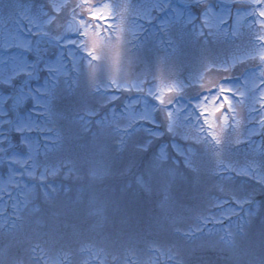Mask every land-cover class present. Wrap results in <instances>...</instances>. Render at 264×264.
Masks as SVG:
<instances>
[{"label":"snow or ice","instance_id":"1","mask_svg":"<svg viewBox=\"0 0 264 264\" xmlns=\"http://www.w3.org/2000/svg\"><path fill=\"white\" fill-rule=\"evenodd\" d=\"M85 7L88 16L112 27L90 31L91 23L76 12ZM232 7L209 0H193L184 6H175L171 0L144 4L115 0L102 5L52 0L50 6L0 0V87L4 89L0 94V165L6 169L0 197L6 196L12 209L0 207V264H97L98 260L100 264H264V201L256 200V188L264 192V170L256 171L254 163L240 168L227 158L233 144L229 115L238 123V106L255 95L247 87V78L243 87L222 78L218 102L210 109L201 106L204 113L223 109L222 114L203 115L201 122V114L193 109L190 116L195 121L191 122L174 116V101L165 103L162 94L180 91L184 81H172L159 89L161 94L150 85L148 94L161 102L150 105L143 81L130 83L113 75L110 82L101 84L96 72L105 63L119 71L129 33L145 32L130 17L159 21L160 43L168 48L203 41L197 63L207 72L214 64L212 41L237 40L242 35V11L251 15L258 9L259 23L264 25V6L236 7L235 17ZM193 9L198 10L195 15ZM65 16L67 29L78 33L72 43L87 53L81 57L89 65L83 83L71 76L63 50H57L61 43H68L63 32L54 35L46 27ZM225 19L234 21L230 32L223 30ZM257 40L264 41V31L258 38L249 36L247 54L259 56L260 66L253 71L260 73L264 89V44ZM69 55L75 61L71 49ZM157 62L162 69L168 68L169 53L158 55ZM218 66L226 72L230 67L224 61ZM113 86L136 88L141 93L137 102L145 101L143 110L109 112L102 107H111L108 97L112 94L101 95L100 88ZM260 96L264 111V90ZM156 110L167 111L164 121L154 119ZM165 136L183 137L210 150L216 160L214 170L229 174L214 185L228 199H203L205 179L195 145H176L184 157L178 165L163 146L157 147ZM238 171L257 185L238 187L225 182ZM57 176L64 178L60 184L50 179ZM193 201L198 203L193 205ZM219 204L226 207L218 208L219 215L211 219L235 217V222L229 219L223 231H205L210 219L204 214L205 205ZM156 232L166 243L146 239ZM142 243L153 252L147 260L139 255ZM80 255L87 260L77 259ZM128 256L136 257L135 261Z\"/></svg>","mask_w":264,"mask_h":264},{"label":"rangeland","instance_id":"2","mask_svg":"<svg viewBox=\"0 0 264 264\" xmlns=\"http://www.w3.org/2000/svg\"><path fill=\"white\" fill-rule=\"evenodd\" d=\"M192 3L193 0H171L178 3ZM231 0H225L229 2ZM255 1L259 0H237L233 5L231 14L233 17L236 15V7L241 9H249ZM264 1V0H263ZM29 3L44 4L50 6L52 0H27ZM56 3L62 4L64 0H55ZM69 3H85L88 5H102L106 2H115V0H68ZM135 4H144L148 0H131ZM217 6L220 4H226L221 0H209ZM255 2V3H254ZM228 4V3H227ZM176 6V5H175ZM264 6V3L261 5ZM89 8L85 7L83 9L77 8L76 12L78 16H83L86 21L91 23L90 31L96 30L98 27L101 29H107L112 27L110 23H105L104 20H100L95 16H88L87 13ZM197 9H193V14L195 15ZM235 11V12H234ZM258 11V10H257ZM246 13H241V23L239 25L241 36L237 40H228L217 42L212 41L210 47L212 50L214 64L208 68L207 72H204L203 69H199L197 63L198 53L200 52L201 47H204L203 41L197 43L195 40H190L184 44L182 48L172 49L168 48L165 45L160 43L161 33L157 31L161 27L159 21H140L139 18L130 17L131 20L136 23L142 24L145 28V32L135 30L134 32L129 33V43L126 46V54L123 60V64L120 67L119 71L112 68L109 64L105 63L103 67L97 68V76L101 84L110 82L111 77L116 75V77L121 81H143L142 87L144 89V95L147 102L152 104H160L161 102L156 100L154 96L148 94V87L151 85L153 91L157 94H161L159 89L166 88L172 83V81L179 79L184 81V87L180 91L173 90L163 91L165 97V103L169 99L174 102L171 104V109L174 116H178L181 121L189 119L191 122L195 121V116H190V113L193 109L197 113L201 114V122L203 120V115H216L220 116L223 112V109H218L216 113H204L203 108H211L214 104L218 102L216 98V92L219 91V82L222 78L231 79L233 82L240 85L238 78L242 75H247L248 69H253L254 66L259 65V56H251L247 54V49L250 47L248 44V38L250 35H254L258 38L260 31H264V25L259 23V19L253 21H244V15ZM258 14V13H257ZM57 15H61L57 13ZM251 17V15L249 16ZM253 18V17H251ZM259 18V17H258ZM109 19V17H106ZM67 20L65 16L62 21L53 22L46 27L50 28L53 34H60L63 32L65 39L68 43H61L58 46L57 50L62 49L63 55L66 59L67 69L70 71V74L74 78H79L81 83L84 82L86 75L89 71V65L87 60L82 59V56H87V53H83L80 49L79 44H73L72 41L76 39L78 33L72 32L70 29H67ZM77 23L79 21L77 20ZM257 23V26L253 25ZM132 27V25H130ZM234 27V21L229 22L227 19L224 21L225 32H230ZM259 30V31H258ZM215 31V29H213ZM145 33H148L146 36ZM101 34H104L101 32ZM135 35L139 39H132V36ZM166 41V37H165ZM258 43L264 44V41H258ZM167 43V41H166ZM69 49L73 51L75 56V61H73V55H69ZM164 52L169 53V67L162 69L157 62L158 55H162ZM227 62L230 67L227 72L224 68L219 67V62ZM264 67V66H261ZM203 77L201 80L200 77ZM250 84H252V75L250 74ZM238 82V83H237ZM256 83V82H255ZM249 83L247 87L249 90L254 91V97H250L244 104L238 106V117L239 122L234 123L235 119L232 117L231 113L229 115V124L231 125V134L233 139V144L231 145V150L227 155V158L234 162L235 165L240 168L250 167L253 163L256 165L255 170L260 171L264 170V128L261 126V115L264 114V111L261 110V105L259 100L262 98L260 96V91L264 89L254 90ZM215 85V87H213ZM4 92L3 87H0V94ZM110 93L109 101L111 107L108 105H102L108 109L109 112L113 110L116 112H123L125 108H131L137 111L143 110L144 100L137 102V97L141 95L136 88H100V94ZM234 95V93H233ZM192 98H198L197 100H191ZM236 100H240L239 96L235 97ZM222 99V96L219 97ZM190 100V101H189ZM197 101V102H196ZM203 106V108L201 107ZM227 102H225L224 107L227 108ZM254 109V110H253ZM103 115V113H101ZM154 119L156 121H164L167 117V111L156 110L153 113ZM143 123V122H142ZM159 126V125H156ZM206 128L207 125H204ZM237 137L239 141L236 142ZM195 145L198 156L197 162L201 164L203 168V176L205 179V184L203 185L201 191L205 193L203 199L208 200L213 197H220V199H228L225 197L217 188L214 187L221 178L228 177L227 172L215 171L216 160L212 156L210 150H206L202 145L196 143L195 141L185 140L183 137H171L165 136L162 138V145L158 144L157 147L163 146L165 150L172 156L173 162L178 165H182L183 155L178 151L176 145H181L187 148L189 145ZM6 169L0 165V181L5 178ZM31 179V178H26ZM50 179H55L57 184H60L64 178L62 176L52 177ZM226 183L234 184L238 187L244 186H256L257 181L250 176L244 175L243 172H235L232 176L225 181ZM256 200L264 201V192H260L259 188H256ZM151 197H148L147 200L150 202ZM193 205L197 204V201L192 202ZM215 203V200H213ZM230 205L235 204L234 201L229 200ZM6 205L7 211H11V202L7 200V197H0V207ZM146 207L149 206L147 203ZM226 205L219 204L217 207H210L205 205L206 211L205 215L209 216V224L206 226L205 231L208 228H215L219 231H223L222 226H227L229 219L235 222V217H225L222 220H212L211 217L218 216V208L223 209ZM242 207V206H237ZM113 212V208L109 205V213ZM239 214V213H238ZM148 240H156L160 243H166L162 235L159 232L152 233L148 237ZM140 248V258L147 260L150 256L153 255V252L148 250L146 244H141ZM128 259L135 261L136 257L128 256ZM158 259H163V257H157ZM77 259L87 260L86 255H80ZM97 264H100L99 260Z\"/></svg>","mask_w":264,"mask_h":264},{"label":"bare ground","instance_id":"3","mask_svg":"<svg viewBox=\"0 0 264 264\" xmlns=\"http://www.w3.org/2000/svg\"><path fill=\"white\" fill-rule=\"evenodd\" d=\"M254 76V75H253ZM257 79H255V86H258L260 84V79L256 76Z\"/></svg>","mask_w":264,"mask_h":264}]
</instances>
